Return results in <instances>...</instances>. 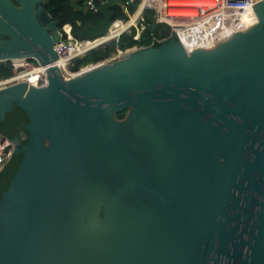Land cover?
<instances>
[{"label":"water","instance_id":"1","mask_svg":"<svg viewBox=\"0 0 264 264\" xmlns=\"http://www.w3.org/2000/svg\"><path fill=\"white\" fill-rule=\"evenodd\" d=\"M14 2L0 0V68L46 66L48 84L0 88V122L14 106L28 120L0 264H264V0L211 49L171 35L70 77L46 0ZM119 4L78 39L106 35Z\"/></svg>","mask_w":264,"mask_h":264},{"label":"built area","instance_id":"2","mask_svg":"<svg viewBox=\"0 0 264 264\" xmlns=\"http://www.w3.org/2000/svg\"><path fill=\"white\" fill-rule=\"evenodd\" d=\"M82 1L84 7H86L90 13L98 14V7L105 0ZM260 1L262 0H158L155 6H153L149 4L150 0H126L124 3H120L119 7L121 13L126 17V22L131 16H134L137 13L141 4L144 3V7L141 12L138 13L136 19L138 24L137 28H139L141 32L145 29L146 20L144 15L145 13L151 12L153 23L168 26L172 34L188 50V48L211 49L218 43L229 39L237 31L247 30L253 25L254 19L256 20L252 5ZM136 2V10L130 14L129 6ZM117 21L124 22V19L113 20V22ZM66 26L67 25H64L60 29V42L54 43L53 45L58 60L67 55L65 58L68 59L66 69L57 63L58 60L56 61V64L61 68L65 77H70L82 72L81 69L77 72H71L69 70L70 65L76 59L83 57L86 52L95 49V47H90L88 50L82 51V45H88L87 42L102 38L103 36L85 41L77 40L71 34V27L68 25L69 28L66 30ZM130 30L131 28L123 33H129ZM122 54L123 52L112 54L106 60L114 61L120 58ZM46 69V66L34 65L33 63L14 65L13 75L6 79H0L4 81V84L1 85L0 88L18 82H24L29 86L37 88L46 87L48 84ZM21 71H25V74L29 76V78H15V76ZM32 76L34 79H30ZM12 151V142L0 135V171L9 161Z\"/></svg>","mask_w":264,"mask_h":264},{"label":"trees","instance_id":"3","mask_svg":"<svg viewBox=\"0 0 264 264\" xmlns=\"http://www.w3.org/2000/svg\"><path fill=\"white\" fill-rule=\"evenodd\" d=\"M74 1V0H73ZM126 0H119L122 4ZM137 2L129 6V13L132 14L136 10ZM152 5V4H151ZM154 6V5H153ZM45 8L50 14L53 20L57 22L58 28L61 29L63 25H71V34L75 39L78 37V26L77 22L82 25L97 24L102 20V16L99 14H92L90 12H84L83 1H74L71 3L70 0H46ZM115 19H126L125 15L121 13L120 7L113 9ZM146 27L141 32L138 28L132 29L130 33L122 34L117 41H112L108 45L95 49L87 53L85 56L76 59L69 67L71 72H77L81 67L89 64H95L103 60L108 59L112 54L118 52H124L133 46L146 47L154 44L157 46V40L169 38L172 34L170 28L166 25H157L152 21V13H145ZM122 21H117L114 25L124 24ZM68 30V25L66 26ZM136 30V31H135ZM141 32V33H140ZM13 75V66L8 63L5 67L0 68V79H6ZM125 113L117 114V119H123ZM27 116L25 112L14 106L12 111L5 115L4 121L0 122V135L13 140L19 137L20 133L25 129L22 127V123L27 122ZM23 144L26 140L21 141ZM22 158V154H14L10 157L9 161L4 165L0 172V199L3 192L7 189L14 172L18 168Z\"/></svg>","mask_w":264,"mask_h":264},{"label":"bare ground","instance_id":"4","mask_svg":"<svg viewBox=\"0 0 264 264\" xmlns=\"http://www.w3.org/2000/svg\"><path fill=\"white\" fill-rule=\"evenodd\" d=\"M157 1L158 0H150L149 4L150 5L152 4V5L155 6ZM143 7H144V3L141 4V6H140L139 10L137 11V13L134 16H131L130 19H128L124 24L114 25L116 22H113L112 26L109 28V31H108V33L106 35H104L102 38H97L94 41L87 42L88 45H82V47H81L82 51H86L90 47L91 48H93V47L98 48L99 45H102L104 47V46L108 45L109 43H111L114 40L117 41L119 39V37L122 34H124L123 32H126L127 30H129V28H131V30H132V28L137 24L136 19H137L138 13L141 12ZM135 29H137V28H135ZM137 31H138V29H137ZM77 40H80V39H78V37H77ZM133 48H139V47L138 46H133L132 48L127 49L126 51H130ZM89 52L90 51L86 52V54L89 53ZM66 57H67V55L63 56L62 59L59 58L60 60H58V58H57V60H58L57 63L59 65H62L64 69H66V63L68 62V59H65ZM107 62H110V61H103L102 64H106ZM23 64H24V62L17 63V65H23ZM90 68H91V66H87V67L83 68L82 72H85V71L89 70ZM15 78H17V79L25 78L26 79V78H29V76H27L25 74V71H21L15 76ZM30 79H34V77L32 76ZM3 84H4V81L0 80V86L3 85ZM13 148H14V145H13Z\"/></svg>","mask_w":264,"mask_h":264},{"label":"rangeland","instance_id":"5","mask_svg":"<svg viewBox=\"0 0 264 264\" xmlns=\"http://www.w3.org/2000/svg\"><path fill=\"white\" fill-rule=\"evenodd\" d=\"M70 2H71V3H74L73 0H70ZM137 25H138V24H136L135 27H133V28H134V29L137 28ZM133 28H132V29H133ZM137 29H138V28H137ZM130 31H131V30H130ZM135 31H136V30H135ZM93 41H94V40H93ZM106 61H109V60H106ZM82 69H83V68H81V70H82ZM79 71H80V70H79Z\"/></svg>","mask_w":264,"mask_h":264},{"label":"flooded vegetation","instance_id":"6","mask_svg":"<svg viewBox=\"0 0 264 264\" xmlns=\"http://www.w3.org/2000/svg\"><path fill=\"white\" fill-rule=\"evenodd\" d=\"M13 2H14V0H13ZM14 3H15V2H14ZM83 6H84V3H83ZM118 7H119V6H118ZM84 9H86V11H84V12H89L87 8L84 7L83 10H84ZM66 25H69V24H66ZM63 26H64V25H63ZM63 26H62V27H63ZM70 27H71V25H70ZM71 28H72V27H71Z\"/></svg>","mask_w":264,"mask_h":264},{"label":"crops","instance_id":"7","mask_svg":"<svg viewBox=\"0 0 264 264\" xmlns=\"http://www.w3.org/2000/svg\"><path fill=\"white\" fill-rule=\"evenodd\" d=\"M15 65H17V62L15 63ZM20 67V66H19Z\"/></svg>","mask_w":264,"mask_h":264}]
</instances>
